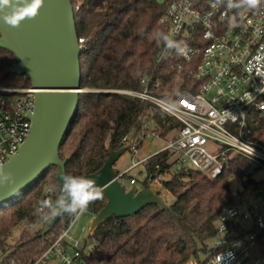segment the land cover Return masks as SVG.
Returning a JSON list of instances; mask_svg holds the SVG:
<instances>
[{"label":"trees","instance_id":"trees-1","mask_svg":"<svg viewBox=\"0 0 264 264\" xmlns=\"http://www.w3.org/2000/svg\"><path fill=\"white\" fill-rule=\"evenodd\" d=\"M261 2L264 0H258L257 6ZM70 3L76 36L83 41L79 85L86 92L78 95L75 119L58 151L60 160L68 159L65 172L84 176L99 171L110 152L124 146L125 137L142 133L147 113H152L160 138L171 135L173 139L180 128L151 103L112 91H139L140 81L145 80L149 87L157 83L153 91L166 98L187 86L174 91L171 80L177 58L172 49H164L163 42L158 44L155 38L157 32L167 34L166 28L159 24L163 3L156 0H70ZM16 61L13 54L0 49V86L30 88L22 76L12 74L10 68ZM255 128L256 141L264 144V119L256 121ZM171 157L168 150L149 157L143 165V181L133 185L145 189L146 177L162 176V190L173 197L169 210L161 211L150 205L131 217L107 218L91 235L97 239L96 244L88 255L82 253L85 264H185L200 255L207 257L203 264L208 261L210 250L204 242L214 235L220 210L240 206L242 198L260 183L247 171L251 161L241 156H233L214 179L176 166ZM57 171L51 166L0 207L1 264H27L37 259L77 216L64 213L53 229L46 231L52 212L41 208V202L55 200L59 186ZM234 175L242 186L236 197L229 188ZM243 177L247 179L243 181ZM130 178L128 173L123 175L124 181ZM47 188L51 189V196L45 195ZM105 203L101 193L83 211L95 216ZM20 222H24L25 229L5 253L4 238Z\"/></svg>","mask_w":264,"mask_h":264},{"label":"built area","instance_id":"built-area-1","mask_svg":"<svg viewBox=\"0 0 264 264\" xmlns=\"http://www.w3.org/2000/svg\"><path fill=\"white\" fill-rule=\"evenodd\" d=\"M156 1L165 6L159 24L183 48V53L172 49L177 58L173 89L187 88L161 98L153 91L157 83L149 87L142 80L139 91L112 92L151 103L179 124L175 137L166 141L161 151H170L176 166L187 163L190 169L214 179L237 155L264 171V144L253 135L256 121L264 119V2L255 8L229 9L228 0ZM78 42L80 46L83 41ZM35 92L31 87L0 86V166L17 153L27 137L30 120L26 116L32 113ZM145 133L142 130L123 139L124 146L132 141L131 155L148 136L159 137L158 131ZM147 160L133 162L129 169L117 173L116 179L123 183L124 174ZM134 179L126 181L130 187L137 182ZM162 180V176L145 178L155 192L162 190ZM261 182L259 188L264 191V180ZM45 195L51 196L50 188ZM246 202L220 210L212 236L214 245L204 264H220L221 253L225 254L221 264H264V194L255 202ZM73 222L27 264H85L83 250L69 236ZM206 258H193L185 264H203Z\"/></svg>","mask_w":264,"mask_h":264},{"label":"water","instance_id":"water-1","mask_svg":"<svg viewBox=\"0 0 264 264\" xmlns=\"http://www.w3.org/2000/svg\"><path fill=\"white\" fill-rule=\"evenodd\" d=\"M73 16L70 0H44L38 15L21 21L18 27L0 20V49L17 59L11 65L12 74L22 76L36 90L32 113L26 116L30 120L27 137L17 153L2 164L6 172L12 173L13 180L0 184V207L32 185L51 166L58 170L57 183L65 172L68 159L60 160L58 147L75 119L78 95L86 92L79 85L81 46ZM131 145L129 141L128 145L111 151L99 171L84 175L101 188L106 198L103 208L87 226V236L111 216L131 217L150 205L161 211L169 210L165 198L153 189L138 190L135 186L127 189L116 179L114 163ZM63 214H52L46 231H51Z\"/></svg>","mask_w":264,"mask_h":264},{"label":"clouds","instance_id":"clouds-1","mask_svg":"<svg viewBox=\"0 0 264 264\" xmlns=\"http://www.w3.org/2000/svg\"><path fill=\"white\" fill-rule=\"evenodd\" d=\"M43 2L44 0H0V20L9 26L18 27L21 21L36 17ZM257 2L258 0H228L226 7L229 9L255 8ZM233 23H235L234 20ZM155 38L158 44L163 42L165 49H174L178 53H183L180 42L167 34L157 32ZM12 180V173L6 172L4 167L0 166V184L10 183ZM58 183L59 194L55 200L45 199L41 202V208L50 210L53 215L78 214L85 210L91 201L101 197V188L87 176L63 172L58 178ZM224 255V253L219 254L220 264Z\"/></svg>","mask_w":264,"mask_h":264},{"label":"rangeland","instance_id":"rangeland-1","mask_svg":"<svg viewBox=\"0 0 264 264\" xmlns=\"http://www.w3.org/2000/svg\"><path fill=\"white\" fill-rule=\"evenodd\" d=\"M152 113H147V116L143 118V125L146 130V135L150 134L151 132L157 131V126L152 118ZM170 136L167 135L164 139L160 138V136H148L143 140V142L137 147L138 151L135 155H131L130 152L126 151L124 152L114 163L113 169L117 172H124L127 169H129L133 162L141 161L142 159L146 160L149 159V157L154 156L158 153H160L164 146L166 141H170ZM171 160H174V157H171ZM185 168H189L187 163L184 164ZM247 171L250 172V177L262 184L261 181L264 180V171L261 169H258V167L254 163H250L247 167ZM129 177H134L137 181V183H141L144 179V169L143 165L137 166L133 168V170H130L128 173ZM123 185L128 189L130 186L128 185V182L124 181ZM139 186V184H137ZM137 186V187H138ZM260 186V185H259ZM258 187L255 188V190L251 191L254 192L247 197L242 198V200H246V203H252L257 201L258 198H260L264 191ZM131 188V187H130ZM229 188L233 195L236 197V193L239 192L242 189L240 179L237 178V176H231V179L229 180ZM160 194L165 198L166 202L168 204L172 203L173 197L170 196L167 192L164 190L159 191ZM52 216V213H51ZM92 215L86 211L79 212L77 216L74 219V222L69 227V236L73 237L77 242V247L82 249L84 254L88 255L89 251L93 248V246L96 244L97 239L94 236H87V226L89 225ZM25 229L24 222H20L17 224L14 228H12L8 235L4 238V243L6 246V252L10 251V248L14 243L18 240L19 235L21 234V230ZM81 229H84L85 232H82ZM207 249L213 248V239L210 238L204 242ZM4 256V255H3ZM203 255L199 256V259L203 258ZM2 259V255L0 253V262ZM1 264V263H0Z\"/></svg>","mask_w":264,"mask_h":264},{"label":"crops","instance_id":"crops-1","mask_svg":"<svg viewBox=\"0 0 264 264\" xmlns=\"http://www.w3.org/2000/svg\"><path fill=\"white\" fill-rule=\"evenodd\" d=\"M138 190H140V188H138L137 186H135Z\"/></svg>","mask_w":264,"mask_h":264}]
</instances>
